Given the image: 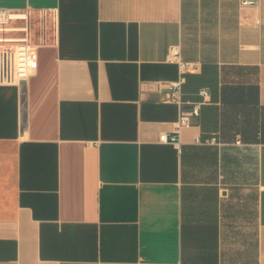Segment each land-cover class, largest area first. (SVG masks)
Listing matches in <instances>:
<instances>
[{
    "label": "crops",
    "instance_id": "0c3cea01",
    "mask_svg": "<svg viewBox=\"0 0 264 264\" xmlns=\"http://www.w3.org/2000/svg\"><path fill=\"white\" fill-rule=\"evenodd\" d=\"M0 7L38 45L0 82V264H264V0Z\"/></svg>",
    "mask_w": 264,
    "mask_h": 264
},
{
    "label": "built area",
    "instance_id": "2783aa9c",
    "mask_svg": "<svg viewBox=\"0 0 264 264\" xmlns=\"http://www.w3.org/2000/svg\"><path fill=\"white\" fill-rule=\"evenodd\" d=\"M242 4H252L243 1ZM42 15L45 16L44 11ZM33 13L30 8L9 9L0 7V82L5 84L26 80L37 67L38 45L32 41ZM168 60L178 63L181 73L191 68V63L181 60L177 46H171ZM183 77L166 84V96L169 100L181 103V85ZM204 96L206 93L201 92ZM199 114V105H193L191 111L182 112L170 135L162 133L160 141L178 144L177 133L190 125V117ZM198 141V140H197ZM209 142H213V139Z\"/></svg>",
    "mask_w": 264,
    "mask_h": 264
}]
</instances>
